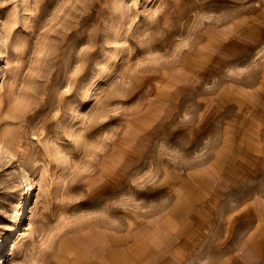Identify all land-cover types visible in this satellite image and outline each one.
<instances>
[{
	"label": "rangeland",
	"instance_id": "1",
	"mask_svg": "<svg viewBox=\"0 0 264 264\" xmlns=\"http://www.w3.org/2000/svg\"><path fill=\"white\" fill-rule=\"evenodd\" d=\"M135 213L144 264L161 219L162 264H264V0H0V264L111 261Z\"/></svg>",
	"mask_w": 264,
	"mask_h": 264
},
{
	"label": "crops",
	"instance_id": "2",
	"mask_svg": "<svg viewBox=\"0 0 264 264\" xmlns=\"http://www.w3.org/2000/svg\"><path fill=\"white\" fill-rule=\"evenodd\" d=\"M134 215L137 218V222L136 223L131 222V225L138 224L139 225L138 228H136L134 231L129 232V233L127 231L123 233H120V232L115 233L114 231H112V233L110 232L109 236L114 240V245L119 247L121 252H119L118 256L111 257V255L109 254V258L111 261H104L101 264H116V263L117 264H131V262H133L132 258L134 257H136V260L134 261L133 264H144L141 261L139 262V259H141L142 257L144 259L145 257L151 256L150 247H151V242L153 239L151 238V232L155 228L156 224L151 226L152 225V222H151L150 225L148 226L149 222L144 224L145 221L143 218H141L142 215H139L138 213H135ZM167 221L168 219L159 220L158 238L154 242L156 246H159V251L156 252L155 257L158 258L157 262H159L160 264H162L163 256H164L162 248L168 247L169 234H168ZM258 238H259V235L257 233L255 237H253L252 242L254 240L255 242H257ZM171 239L173 241V238ZM110 243H111V240H110ZM107 249L109 251H114L110 249L109 246H107ZM82 256H84V258L81 260L80 264L82 262L83 263L86 262V260H84L86 259V255H82ZM91 262L97 264V262H94L92 260Z\"/></svg>",
	"mask_w": 264,
	"mask_h": 264
},
{
	"label": "bare ground",
	"instance_id": "3",
	"mask_svg": "<svg viewBox=\"0 0 264 264\" xmlns=\"http://www.w3.org/2000/svg\"><path fill=\"white\" fill-rule=\"evenodd\" d=\"M187 71V70H186ZM2 74V73H1ZM171 77V76H170ZM177 81V80H176ZM30 203H31V201L30 200H27V202H26V206H29L30 205ZM26 214H27V211L26 210H24V211H22L19 215H18V219L16 220L17 221V224H19V225H23V222L25 221V219H26ZM7 245H10V248L12 249V248H14V245H15V241L14 240H12V241H10V242H8V244ZM4 256H5V254H4ZM84 260H86V262H82L81 264H95V263H92L91 262V260H87V259H84ZM78 264H80V263H78Z\"/></svg>",
	"mask_w": 264,
	"mask_h": 264
}]
</instances>
